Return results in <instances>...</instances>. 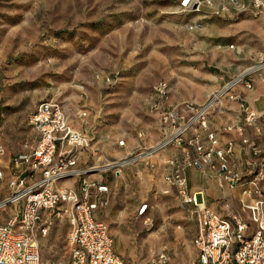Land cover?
Segmentation results:
<instances>
[{
    "label": "rangeland",
    "instance_id": "374dc122",
    "mask_svg": "<svg viewBox=\"0 0 264 264\" xmlns=\"http://www.w3.org/2000/svg\"><path fill=\"white\" fill-rule=\"evenodd\" d=\"M179 3L0 0L1 138L14 146L33 140L27 117L44 100L61 103L80 132L135 137L155 122L150 103L156 83L169 86L170 102L204 99L215 78L222 86L264 62L261 19L249 13L218 17L208 8L180 13ZM128 168L102 217L117 241L116 255L136 264L164 249L167 264H192L197 223L191 209L187 213L165 184L136 187ZM12 212L0 211V226ZM68 231L66 218L53 223L40 240L41 264H68Z\"/></svg>",
    "mask_w": 264,
    "mask_h": 264
},
{
    "label": "built area",
    "instance_id": "2783aa9c",
    "mask_svg": "<svg viewBox=\"0 0 264 264\" xmlns=\"http://www.w3.org/2000/svg\"><path fill=\"white\" fill-rule=\"evenodd\" d=\"M251 15L264 24V0H247ZM236 0H180V13H200L203 8L212 9L218 16L227 5ZM194 26H191L193 28ZM264 68V62L255 70ZM253 71V72H254ZM252 72V73H253ZM250 74L235 78L225 88L212 94L201 107L187 105L185 110L195 113L180 124V118L172 111H161V124L168 132L165 140L149 151L137 156L151 155L192 128L197 122L206 129V115L211 105L220 101L234 85L241 83ZM112 84L113 78L107 79ZM151 92L165 100L169 87L164 82L152 86ZM157 110V104L152 105ZM243 122L226 127L242 138L243 145L249 144L243 133L246 126L254 128L256 134L264 136V113L256 115L244 103L240 104ZM83 112L81 117H86ZM263 119L261 127L257 121ZM27 124L37 134L34 145L24 144V153L14 157L10 165L17 173L10 177L7 187L10 194L0 201V211L8 206H19V211L5 225L0 226V264H41L40 240L46 238L56 220L67 219L69 231L66 244L69 248L68 264H129L114 252L113 240L107 225L96 216L99 208L108 205L106 187L90 182L87 177L97 171L95 167L77 168L78 153L90 147L91 139L76 130L70 123L65 107L55 100H44L28 115ZM142 133L138 137H142ZM211 147L193 144L197 158H188L184 165L171 162L172 174L167 178L169 187L182 205L189 206L197 223L193 241L195 260L192 264H264V156L255 162H248L247 169L236 171L226 166L227 156L232 153L233 144L227 142L218 148L214 135H207ZM122 142L118 145L122 146ZM216 146V150L213 149ZM254 155L260 153L252 147ZM220 161L217 183L230 188L241 189L242 200L236 211L225 214L212 212L206 205L201 191L189 189L185 171L195 163H210L212 155ZM0 147V179L3 177ZM135 158V157H134ZM132 158V159H134ZM131 159V160H132ZM120 164L113 163L106 169L117 171ZM76 179L75 188L69 189L63 183ZM94 189V193L91 190ZM245 198L248 202H245ZM166 252H156L148 261L136 264H167Z\"/></svg>",
    "mask_w": 264,
    "mask_h": 264
},
{
    "label": "crops",
    "instance_id": "0c3cea01",
    "mask_svg": "<svg viewBox=\"0 0 264 264\" xmlns=\"http://www.w3.org/2000/svg\"><path fill=\"white\" fill-rule=\"evenodd\" d=\"M242 13H249L251 15L249 2L247 0H236L235 3L228 4L226 10L221 12L218 17L224 15L233 16ZM254 68L255 66L252 67L250 72H245L244 70L236 76L235 78H238L245 74H250L244 81L231 87L228 94L223 95L220 101L211 105L206 115V129L199 127V124L196 122L190 130L181 135L179 140L173 141L167 146L155 150L151 155L142 156L141 158L136 159L137 155L141 152L145 153L146 151L155 148L159 143L165 140L168 132L161 124L159 117L161 111H172L174 117L180 118L181 124L187 118L195 116L194 112L185 110L187 105L197 108L201 107L209 100L212 94H215L225 88L235 78L222 86L216 85L218 80L220 81L222 78H215L210 86V90L208 91V96L204 99L197 97L192 101L170 102L168 100L170 88L169 94L165 100H160L154 96L155 100L150 103V113L155 122H153V126H149L145 130H139L135 134V137L130 133H126L125 136L117 138L100 131H98L94 136L93 133L89 134L88 132H85V135H90L91 138L89 136L88 137L91 139V144L89 148L78 153L77 168L86 169L89 167H95L97 171L90 174L87 179L97 185L106 187L108 190L106 194L108 199L112 195V190L117 188L118 180H122L124 178V175L127 172V166L132 163L134 165H131L127 170H130V172L133 173L132 178L136 187L142 188V185L143 187L154 185L163 189L162 187H164L165 184L168 187V191H171L172 189L169 187L167 182V178L173 171V166L170 163L178 162L181 165H184L188 158H197L198 154L196 153L193 144L196 143L205 149L210 148L211 145L207 140V135L211 133L214 135V138L218 140V148H225L227 142H232L233 144L232 153L226 157V166L236 171H244L247 169L248 162H255L264 156V136L256 134L253 127L246 126L242 137L246 139L249 144L243 145L241 142L242 138H240L235 131L227 132L224 129L229 126L234 127L243 122L244 117L240 111L241 103H244L256 115H262L264 113V68L257 71H254ZM153 104H157V110L155 111L152 108ZM262 122L263 119H260L256 124L261 127ZM31 130L35 134L34 139L16 146L8 145V142L6 143L0 135V147L3 150L1 162L4 171L3 177L0 179V183L6 181L5 184L7 190L5 191L3 189L5 191L3 196L5 195V197L10 194L7 182L10 177L17 173V171L10 165L11 159L24 153V144L34 145L37 142L38 136L32 128ZM140 133L143 134L141 138L138 137V134ZM119 142L123 143L122 146L118 145ZM253 146L260 151V153L256 156L252 151ZM213 149L216 150V146ZM133 155H136L134 159L131 158ZM4 156L8 159L3 160ZM131 159L132 162L130 163ZM113 163L120 164L119 168L117 171H108L106 168ZM197 165L199 168H196L195 166L188 167L185 171L190 191H201L207 207L214 213L223 215L226 213V209L228 207L229 212L236 211L239 201L243 199L241 197V189L239 187L230 188L226 184L222 186L218 185L217 178L220 161L216 158V156L214 154L212 155L210 163L205 164L199 162ZM203 179L205 181L200 183ZM206 179H208V182H206ZM77 182L78 181L76 179H69L63 183V186L73 189L76 187L74 184ZM216 186L222 192L221 198H216ZM236 191H238V197L235 199L233 197L230 198V195ZM91 192L94 193V189H92ZM172 192L174 191L172 190ZM245 202H248V199L245 198ZM180 204L182 205L181 202ZM8 207H10L13 211L9 217L10 219L19 211L20 207L15 205ZM182 207H184L187 213H190L189 206L182 205ZM106 208L107 207L99 208L96 216L107 225V223L102 219L103 215L106 213ZM188 220L193 222L191 218H188ZM177 235L182 237L183 232L178 231ZM110 236L113 240L115 252V249H118L117 241L115 239L114 242V238L111 234ZM159 251L166 252L164 249H158L156 252Z\"/></svg>",
    "mask_w": 264,
    "mask_h": 264
},
{
    "label": "bare ground",
    "instance_id": "6f19581e",
    "mask_svg": "<svg viewBox=\"0 0 264 264\" xmlns=\"http://www.w3.org/2000/svg\"><path fill=\"white\" fill-rule=\"evenodd\" d=\"M251 69H252V68H248V69H246V70H245V72H250V71H251ZM141 157H142V156H137V158H136V159H139V158H141Z\"/></svg>",
    "mask_w": 264,
    "mask_h": 264
},
{
    "label": "trees",
    "instance_id": "16d2710c",
    "mask_svg": "<svg viewBox=\"0 0 264 264\" xmlns=\"http://www.w3.org/2000/svg\"><path fill=\"white\" fill-rule=\"evenodd\" d=\"M2 107L0 106V125H1V121H2V117H1V115H2Z\"/></svg>",
    "mask_w": 264,
    "mask_h": 264
},
{
    "label": "water",
    "instance_id": "95a60500",
    "mask_svg": "<svg viewBox=\"0 0 264 264\" xmlns=\"http://www.w3.org/2000/svg\"><path fill=\"white\" fill-rule=\"evenodd\" d=\"M196 168H199V166L197 165V163H195V165H194Z\"/></svg>",
    "mask_w": 264,
    "mask_h": 264
}]
</instances>
